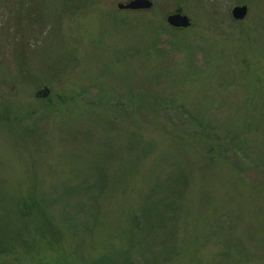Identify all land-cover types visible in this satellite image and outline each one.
<instances>
[{
	"label": "rangeland",
	"instance_id": "374dc122",
	"mask_svg": "<svg viewBox=\"0 0 264 264\" xmlns=\"http://www.w3.org/2000/svg\"><path fill=\"white\" fill-rule=\"evenodd\" d=\"M128 1L0 0V264H123L171 181L156 264H264V0Z\"/></svg>",
	"mask_w": 264,
	"mask_h": 264
},
{
	"label": "trees",
	"instance_id": "16d2710c",
	"mask_svg": "<svg viewBox=\"0 0 264 264\" xmlns=\"http://www.w3.org/2000/svg\"><path fill=\"white\" fill-rule=\"evenodd\" d=\"M38 18H35L37 20ZM179 42V41H177ZM148 50V48H147ZM181 50L186 53V56L191 57L193 54V46L191 44L186 43V46H184ZM192 51V52H191ZM135 103V102H133ZM137 103H140L143 105L141 102L137 101ZM143 107V106H141ZM145 107V106H144ZM150 109V108H148ZM200 129L197 134V136H205L202 137L203 142L206 143L207 146L206 148H209L206 150V154L210 155L211 161H215L217 157L214 155V148L211 144L210 141V136L209 135H203L205 134V131H207V127L205 125H199ZM196 136V137H197ZM216 158L214 160V157ZM177 186L175 181H171L170 189L167 191L168 196H164L163 198L157 200L159 201V205L161 206V212L163 211V214L160 215L158 214V207L157 204H151V206H144L142 207V217L144 219H140V215L132 214L130 216V224H131V230L129 233V236L127 238V243L129 241V246H126L121 253L123 254V264H156L158 263V260L156 259L157 254H155L156 251L150 252V249H147L146 247L148 246V242L153 239V232L155 231V228H160V229H165V225L167 221L170 219L171 221L176 218V202L174 200V196H178L179 193L176 190ZM172 197V198H171ZM158 211V212H157ZM160 244L165 245V241L160 239L158 240ZM1 244H0V253L2 252L1 249ZM137 251L138 255L137 257L134 255V252ZM172 249L170 250V252ZM170 252L164 251V260L163 262L165 263L167 260L170 259L169 254ZM157 253V252H156ZM160 255V253L158 254ZM154 259V260H152ZM170 262V261H169ZM93 264H103L102 260L96 261Z\"/></svg>",
	"mask_w": 264,
	"mask_h": 264
},
{
	"label": "water",
	"instance_id": "95a60500",
	"mask_svg": "<svg viewBox=\"0 0 264 264\" xmlns=\"http://www.w3.org/2000/svg\"><path fill=\"white\" fill-rule=\"evenodd\" d=\"M153 5L151 0H129L126 3H118V9H126V10H141V9H149ZM247 6L236 5L231 9V16L234 20H242L247 14ZM166 22L168 25L174 28H187L191 25L190 19L182 14L180 10L169 14L166 17ZM49 92L48 88H44L36 93L37 96H47Z\"/></svg>",
	"mask_w": 264,
	"mask_h": 264
},
{
	"label": "flooded vegetation",
	"instance_id": "af4514ba",
	"mask_svg": "<svg viewBox=\"0 0 264 264\" xmlns=\"http://www.w3.org/2000/svg\"><path fill=\"white\" fill-rule=\"evenodd\" d=\"M40 91V90H39ZM37 93V92H36ZM38 95V94H37ZM36 94H35V96H37Z\"/></svg>",
	"mask_w": 264,
	"mask_h": 264
}]
</instances>
